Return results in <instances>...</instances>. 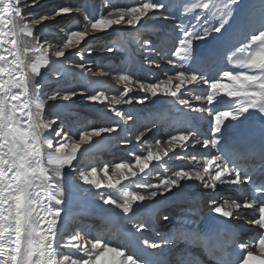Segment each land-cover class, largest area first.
<instances>
[{"label":"snow or ice","instance_id":"6c2138e0","mask_svg":"<svg viewBox=\"0 0 264 264\" xmlns=\"http://www.w3.org/2000/svg\"><path fill=\"white\" fill-rule=\"evenodd\" d=\"M0 264H264V0H0Z\"/></svg>","mask_w":264,"mask_h":264},{"label":"bare ground","instance_id":"6f19581e","mask_svg":"<svg viewBox=\"0 0 264 264\" xmlns=\"http://www.w3.org/2000/svg\"><path fill=\"white\" fill-rule=\"evenodd\" d=\"M74 110L81 111V115L87 118L90 121V118L94 117V120L92 121L93 124L100 123L103 124L107 121L106 116L104 113L99 111H93L92 109L81 106L79 103L74 107ZM177 164L180 162H176ZM190 191V198L195 199L197 196L201 194L202 191L206 190H200L195 187L189 190ZM223 195H229V193H224ZM173 212H178V209H174Z\"/></svg>","mask_w":264,"mask_h":264},{"label":"rangeland","instance_id":"374dc122","mask_svg":"<svg viewBox=\"0 0 264 264\" xmlns=\"http://www.w3.org/2000/svg\"><path fill=\"white\" fill-rule=\"evenodd\" d=\"M52 81H53V83L51 84V85H49L48 87H50V88H54L55 87V78H50ZM114 83V82H113ZM81 106H85L86 104H87V102L86 101H84V102H78ZM74 110V109H73ZM74 111H76V112H80L81 113V111H77V110H74ZM94 120V117H92V118H90V121L92 122Z\"/></svg>","mask_w":264,"mask_h":264}]
</instances>
